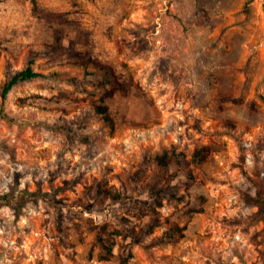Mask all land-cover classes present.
<instances>
[{
	"label": "rangeland",
	"instance_id": "1",
	"mask_svg": "<svg viewBox=\"0 0 264 264\" xmlns=\"http://www.w3.org/2000/svg\"><path fill=\"white\" fill-rule=\"evenodd\" d=\"M260 191L264 0H0V264H264Z\"/></svg>",
	"mask_w": 264,
	"mask_h": 264
},
{
	"label": "trees",
	"instance_id": "2",
	"mask_svg": "<svg viewBox=\"0 0 264 264\" xmlns=\"http://www.w3.org/2000/svg\"><path fill=\"white\" fill-rule=\"evenodd\" d=\"M39 75V73L35 72L32 68H28L26 70H23L21 72H19L18 74H16L12 80L6 85L5 89H4V96L6 97L9 92L11 91V89L20 81L26 80V79H30V78H35ZM120 89H124L123 85L120 84ZM104 112H106V108L103 109ZM209 153V149L208 148H203L200 149L196 152V158L197 157H201L204 158L208 155ZM168 158L169 156L166 154L164 156L159 157L160 162L162 164H167L168 163ZM253 180H255L254 177H252ZM247 198L253 202L254 204L260 206L262 208V210L264 211V194L262 191H260L258 193L257 196H252L250 194L247 195Z\"/></svg>",
	"mask_w": 264,
	"mask_h": 264
}]
</instances>
